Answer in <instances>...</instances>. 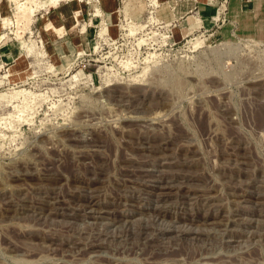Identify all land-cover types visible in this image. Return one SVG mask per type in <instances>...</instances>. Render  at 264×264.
Returning <instances> with one entry per match:
<instances>
[{
    "label": "rangeland",
    "instance_id": "374dc122",
    "mask_svg": "<svg viewBox=\"0 0 264 264\" xmlns=\"http://www.w3.org/2000/svg\"><path fill=\"white\" fill-rule=\"evenodd\" d=\"M0 264H264V0H0Z\"/></svg>",
    "mask_w": 264,
    "mask_h": 264
},
{
    "label": "crops",
    "instance_id": "0c3cea01",
    "mask_svg": "<svg viewBox=\"0 0 264 264\" xmlns=\"http://www.w3.org/2000/svg\"><path fill=\"white\" fill-rule=\"evenodd\" d=\"M237 10H239L238 7H236L235 11H237ZM197 12H198L201 20H203V17L204 18H214V11L208 5H203V6H200V7L198 6ZM237 12H239V11H237Z\"/></svg>",
    "mask_w": 264,
    "mask_h": 264
},
{
    "label": "bare ground",
    "instance_id": "6f19581e",
    "mask_svg": "<svg viewBox=\"0 0 264 264\" xmlns=\"http://www.w3.org/2000/svg\"><path fill=\"white\" fill-rule=\"evenodd\" d=\"M57 1H59V0H55V2H57ZM24 13H25V10H24ZM24 13H22V14H24ZM29 13H30V12H29ZM22 14H21V15H22ZM23 16H24V15H23Z\"/></svg>",
    "mask_w": 264,
    "mask_h": 264
}]
</instances>
